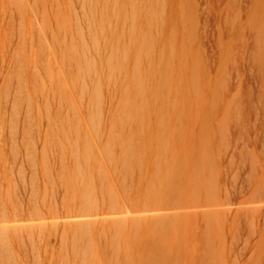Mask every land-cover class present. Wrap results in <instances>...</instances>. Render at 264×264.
I'll list each match as a JSON object with an SVG mask.
<instances>
[{"label": "rangeland", "instance_id": "rangeland-1", "mask_svg": "<svg viewBox=\"0 0 264 264\" xmlns=\"http://www.w3.org/2000/svg\"><path fill=\"white\" fill-rule=\"evenodd\" d=\"M247 132L264 0H0V264H264V204L211 205Z\"/></svg>", "mask_w": 264, "mask_h": 264}, {"label": "bare ground", "instance_id": "bare-ground-1", "mask_svg": "<svg viewBox=\"0 0 264 264\" xmlns=\"http://www.w3.org/2000/svg\"><path fill=\"white\" fill-rule=\"evenodd\" d=\"M244 137H245V139L242 143V148H243L242 150L247 149V147H249V146H252V153L254 154L255 158L253 159V157H252V159L250 161L239 163V164L234 163V161H230L229 167L227 169L230 171V173H229V175H228V173H225L224 188L221 190L219 189V193H218L219 195H217L218 196L217 200L212 199L213 203L211 205H213L214 207H221L225 203H227L229 206V204H231L230 201H232L234 199V196H237V195L243 194V193L249 194V196L252 198H255L258 203L264 204V133L262 134L260 132H254V133L253 132H251V133L247 132ZM146 153L149 154V151H146ZM235 153H237V146L236 145L234 147H232L230 149V151L226 152V158H230L231 160H233L235 155H236ZM249 153H251V152H249ZM88 154H89V152L86 153L87 156H88ZM125 156H127V155H125ZM202 159L203 158H201L200 161ZM93 162L94 161H92L91 163H93ZM201 162H202V163H200L201 166L206 167L207 162L206 161L205 162L201 161ZM216 162H217V160H216ZM121 163L123 165H125V164L128 165L130 163V161L127 158L123 157L121 159ZM193 163H194V161H193ZM233 173L236 175V180H235L234 184H228L229 183V177ZM235 175H233V178H235ZM232 181H233V179H232ZM170 199H173V197H171ZM176 199H178V198L176 197ZM197 199H198V202H200V204L196 205V207H203V205L205 206L206 203L211 198H207L204 195H198ZM201 199H203V201ZM176 204L177 203L175 202V205ZM181 205L183 207L177 205V206H172L171 208H167V206L165 204H163L161 202V200H159L158 198L154 199L153 202H150V203L149 202L143 203L142 199H140L135 204L124 202L122 199H118V200L113 199L108 203H105L103 205L98 206L99 209L97 211V215L106 217V216L123 214V215H121V216H123L122 219L117 220L116 222H120V223L123 222L124 223V221H126L130 218L135 219L136 216L132 215L134 213H138V214L142 213V214H144L143 217H146L149 215L150 218L155 219L157 217L167 216L168 214L166 213V211H168V209L174 210L175 208H186L187 207V205H185V204H181ZM228 206L226 208H228ZM195 210H197V209H195ZM92 215L93 214L87 215V216H92ZM83 217H85V215L75 216V218H83ZM105 221H106V219H105ZM200 223H202V222H200ZM198 224L196 225V227L199 226ZM201 227H202V225H201ZM195 252H197V250ZM197 254H198V252H197ZM206 254H207L206 252L201 251L197 257V258H199V260H197L196 264L198 262H200V264H208L209 258ZM186 262H187V264L190 263L189 260H187ZM179 264H182V262L180 261Z\"/></svg>", "mask_w": 264, "mask_h": 264}]
</instances>
